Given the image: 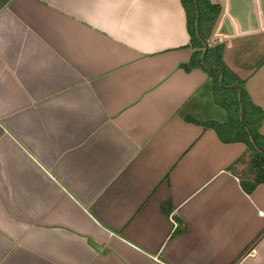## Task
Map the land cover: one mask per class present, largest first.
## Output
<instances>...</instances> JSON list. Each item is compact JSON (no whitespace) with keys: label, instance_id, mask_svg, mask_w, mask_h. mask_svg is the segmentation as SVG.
<instances>
[{"label":"crops","instance_id":"1","mask_svg":"<svg viewBox=\"0 0 264 264\" xmlns=\"http://www.w3.org/2000/svg\"><path fill=\"white\" fill-rule=\"evenodd\" d=\"M209 1L264 114V0ZM187 43L178 0L0 8V264H264V184L225 171L244 145L184 121H225Z\"/></svg>","mask_w":264,"mask_h":264},{"label":"trees","instance_id":"2","mask_svg":"<svg viewBox=\"0 0 264 264\" xmlns=\"http://www.w3.org/2000/svg\"><path fill=\"white\" fill-rule=\"evenodd\" d=\"M8 0H0L2 8ZM184 13L185 29L188 36L187 47L191 49L187 63L181 65V69L188 72L191 69L201 70L207 77L210 86V93L213 103L225 114L223 123L213 121L197 122L189 117L184 121L200 126L203 129H210L214 132L217 140L222 144L241 143L245 150L243 155L238 157L225 171L235 177L239 188L245 194H250L258 184H264V152L257 151L252 145L248 133L238 119L237 90L228 89L232 84L241 88V100L243 105V121L249 128L254 142L258 147L264 149V136L258 133V128L264 119L261 109L253 105L243 89V81L230 72L222 62L223 45L209 46L204 55V63L208 67H215L222 72V82L218 83L219 74L216 71L207 69L200 63L202 43L195 34L194 28V7L193 0H178ZM199 13L198 31L199 35L207 42L211 29L218 17L220 8L209 0H196ZM264 234V229L255 237L257 241Z\"/></svg>","mask_w":264,"mask_h":264},{"label":"water","instance_id":"3","mask_svg":"<svg viewBox=\"0 0 264 264\" xmlns=\"http://www.w3.org/2000/svg\"><path fill=\"white\" fill-rule=\"evenodd\" d=\"M193 7H194V13H195V19H194L195 34H196L197 38L199 39V41L202 43V46H203L202 52H201V55H200V63L203 66H205L207 69H211L213 71L218 72V74H219L218 83L221 84V82H222V72H221V70L218 69V68H215V67H208L204 63V55H205V52H206V50L208 48V44L199 35V31H198L199 13H198L197 1L196 0H193ZM227 88L228 89H235V90H237V101H238V108H239V111H238V119H239V122L243 125V127L246 130V132L248 133L249 139H250L252 145L254 146V148L257 151L264 152V149H261L260 147H258L256 145V143L254 142L253 136H252L249 128L245 125V123L243 121V105H242V100H241V88H240V86L239 85H236V84H232V85H229Z\"/></svg>","mask_w":264,"mask_h":264}]
</instances>
